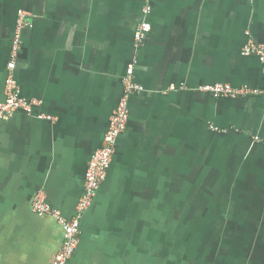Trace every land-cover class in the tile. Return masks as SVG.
Returning a JSON list of instances; mask_svg holds the SVG:
<instances>
[{"label":"crops","instance_id":"crops-1","mask_svg":"<svg viewBox=\"0 0 264 264\" xmlns=\"http://www.w3.org/2000/svg\"><path fill=\"white\" fill-rule=\"evenodd\" d=\"M147 5L151 30L135 46ZM250 40L264 44V0H0V102L10 61L22 95L38 101L0 121V264H53L64 230L35 212V197L75 214L130 64L145 91L130 99L68 264H154L164 225L182 223L176 210L196 206L199 184L204 198L223 197L206 199L205 220L215 222L219 211L207 209L221 206L240 215L235 228L264 231V97L201 89H264V63L242 54Z\"/></svg>","mask_w":264,"mask_h":264},{"label":"built area","instance_id":"built-area-1","mask_svg":"<svg viewBox=\"0 0 264 264\" xmlns=\"http://www.w3.org/2000/svg\"><path fill=\"white\" fill-rule=\"evenodd\" d=\"M151 11L149 5L143 9L144 20L140 23L135 32L136 46L143 40L151 30V23L147 19ZM19 17L25 15L19 12ZM21 20V19H20ZM23 24H21L22 27ZM14 52L20 48V31H16L13 40ZM242 54L245 56H257L264 63V44L250 40L243 48ZM15 61H10L7 65L8 74L5 85V100L0 102V121L14 112L25 111L31 113L38 101L34 98H27L22 95L20 85L14 75ZM134 64H130L127 74L123 77V92L118 105L114 109L109 122L107 133L104 137V144L97 149L90 158L86 170L84 192L80 198L75 214L66 217L59 209L52 207L46 200L44 194L39 193L34 200V210L39 215H50L54 217L63 227L64 243L57 253L53 264H68L76 253L81 234V223L84 213L91 206L98 194L102 184L108 177L113 158L117 149L119 137L126 131L130 119V99L133 95L145 91V87L134 80ZM213 94L215 97L242 98L252 96L264 97V89L254 88L249 85L233 86L230 83H216L202 87ZM40 118L53 119L47 114H39Z\"/></svg>","mask_w":264,"mask_h":264},{"label":"flooded vegetation","instance_id":"flooded-vegetation-1","mask_svg":"<svg viewBox=\"0 0 264 264\" xmlns=\"http://www.w3.org/2000/svg\"><path fill=\"white\" fill-rule=\"evenodd\" d=\"M140 23L138 24V27ZM199 210H202V209H199ZM205 212L207 211L204 210L201 213H205ZM231 216L232 214L228 213V209H227L225 211L220 212L219 215L218 214L215 215L213 219L217 220V222H212L210 220L207 221L203 217L199 216L198 221L196 220L194 223H188L186 225H184L183 223H179V222L176 224L174 223L173 225L174 231L171 233L175 234L179 229H182L183 230L182 233L184 235L188 231L191 234V241L188 245L191 246V249L193 246L197 248H200L202 246V251H203L202 256L203 257L202 258L195 257L193 255V252L191 253L186 252L185 254H182L181 260L175 259L173 264H194V263L196 264H251L252 259L254 258L258 260L259 264H261L262 258H260L259 256H251L250 262H247V260L245 261V257H244L245 253L242 249L243 245H241L240 247V245L236 246V244L232 243L231 239H234L236 234L231 230L232 229V225L230 221ZM131 218H132V215H131ZM170 224L166 223L164 225L165 229L163 232H165L168 229ZM214 224H217V227H219L218 232L221 234V240H220V243L216 245V247H214L211 250H207L204 247L203 238L204 236H207L206 234L208 232L211 231ZM253 227L249 225L248 230H240V232L243 237H248V242H250L253 239L259 247L260 238L262 236L264 238V231L254 230ZM166 244H168V242L165 239H163L162 242L160 243L158 242L159 246H157V253H156L154 264H165L164 263V261H166L165 257L163 255H158V253L160 252V249L164 247ZM244 245H250V243H244ZM175 249L176 247L172 246V252H175ZM191 256H193L194 258L191 259Z\"/></svg>","mask_w":264,"mask_h":264},{"label":"rangeland","instance_id":"rangeland-1","mask_svg":"<svg viewBox=\"0 0 264 264\" xmlns=\"http://www.w3.org/2000/svg\"><path fill=\"white\" fill-rule=\"evenodd\" d=\"M134 43L136 46V44H137L136 39H134ZM197 187L198 186H196V189H195V194L197 197L195 201L197 202L198 205L196 204V206L192 208V204H193V202H192V204L189 205L186 214H184L181 209L176 210V219L181 220L183 217L181 222L184 225H186L188 223H194L196 220L198 221L199 216L203 217V215H201V212L204 211L205 207H207V200L208 199L206 197L204 198L202 193H201L202 192V184H199L200 188H197ZM199 198H201V200H202V204H203L202 210H199V208L201 206V205H199V202H198ZM217 198L212 197L208 201H210V204H212V203L213 204L214 203L219 204L221 202V200L223 199V197L219 193ZM244 201H248V199H245ZM196 202H194V203H196ZM263 203H264V200H263ZM262 205L263 204H261L260 206H262ZM213 207H217V206H212V207L210 206V208H208L207 210L217 211V212L219 211V213H218V215H219L220 212L222 211V209H221L222 207L221 206L217 207V208H213ZM199 213H200V215H199ZM215 215L216 214H213L212 216L215 217ZM239 217H240V215H235L232 212V216L230 218L231 219L230 221L238 219ZM251 218H253V216L248 214L246 216L247 222L245 221L243 223H246V224L252 223ZM215 222H217V220H215ZM231 225H232L231 230L236 234L234 239H240L241 242L243 243L242 249L245 253V255H244L245 261L247 260V262H250L251 256H259L260 258H262L261 264H264V246L258 247V245L256 244V242L253 239L250 242H248V243H250V245H244L245 240L248 239V237H243L241 235V232L239 230V226L237 228H235V226L233 224H231ZM248 227H249V225H243L242 226L243 229L248 228ZM218 228L219 227H217V224H214L211 231L208 232L209 234H207V236H204L203 244L207 250L213 249L214 247H216L217 244L220 243L221 234L218 232ZM173 231H174V229H172V227L169 226L168 229L162 233L163 234L162 238L165 239L168 242V244H166L164 247H162L163 249L162 248L160 249V252L158 253V255H163L165 257V259H166V261H164L165 264H173L175 259L181 260L182 254H185L186 252L187 253L193 252V255L195 257H199V258L203 257L202 256L203 255L202 254V252H203L202 246L200 248L193 246L191 249V246L188 245L191 241V234L189 232H187L186 235H181L182 232L180 229L175 234L171 233ZM221 233H222V231H221ZM260 244H263V236L260 238ZM172 246L176 247L175 252H172ZM193 258L194 257L191 256V259H193ZM194 264H196V263H194ZM251 264H259V262L257 259L254 258V259H252Z\"/></svg>","mask_w":264,"mask_h":264},{"label":"water","instance_id":"water-1","mask_svg":"<svg viewBox=\"0 0 264 264\" xmlns=\"http://www.w3.org/2000/svg\"><path fill=\"white\" fill-rule=\"evenodd\" d=\"M142 219H143V217L141 216V217H140V220H142Z\"/></svg>","mask_w":264,"mask_h":264}]
</instances>
